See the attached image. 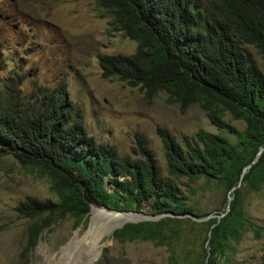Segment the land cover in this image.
Instances as JSON below:
<instances>
[{"label": "trees", "instance_id": "16d2710c", "mask_svg": "<svg viewBox=\"0 0 264 264\" xmlns=\"http://www.w3.org/2000/svg\"><path fill=\"white\" fill-rule=\"evenodd\" d=\"M93 1L110 16L108 29L135 43L129 55L99 56L101 76L137 87L146 100L161 92L166 103L181 111L197 104L209 123L234 142L203 129L176 140L156 128L163 148L162 175L140 136L137 148L123 156L95 142L77 119L63 84L22 92L19 76L6 77L0 86V157L11 156L37 170L56 196V202L27 197L17 204L15 210L31 221L26 249L55 217L70 216L78 225L87 222L90 206L135 212L147 208L149 215H165L125 223L110 237L120 243L159 242L170 223H201L210 232L205 264H228L227 243L239 239L243 224L251 227L242 214L239 190L230 192L227 212L225 196L221 217L194 222L179 217L198 214L185 203L177 181L222 185L226 194L243 181L253 189L264 185V0ZM250 49L259 54L260 63ZM224 112L243 121V129L224 121ZM44 212L47 215L41 216ZM102 213L92 220L87 239L92 234L102 238L121 220L109 216L108 226L97 228ZM201 251L199 264H204L205 246Z\"/></svg>", "mask_w": 264, "mask_h": 264}, {"label": "rangeland", "instance_id": "374dc122", "mask_svg": "<svg viewBox=\"0 0 264 264\" xmlns=\"http://www.w3.org/2000/svg\"><path fill=\"white\" fill-rule=\"evenodd\" d=\"M109 20L93 0H0V86L8 76L21 78L22 92L63 84L76 106L77 119L95 142L111 146L123 156L137 148L136 137L140 136L162 175H166L163 148L156 128L165 129L176 140L203 129L234 142L232 136L209 123L197 104L181 111L176 104L166 103L161 92L146 100L137 87L115 77L103 78L99 56L129 55L135 49L134 41L108 29ZM250 51L260 63L259 54ZM222 119L238 131L244 127L243 121L231 119L228 112ZM177 183L187 198L185 203L198 217L210 214L214 216L209 219H214L221 212L226 196L222 185L185 179ZM236 190L241 194L243 217L251 227L243 224L239 239L227 243L224 257L228 264H264V185L253 189L243 181ZM27 197L56 202L46 178L37 170L11 156L0 157V264H84L95 255L92 264L200 263L207 227L187 221L170 223L159 242L137 239L120 243L106 237L107 232L102 238L92 234L89 240L87 222L75 225L70 216L55 217L26 249L31 221L15 208ZM95 209L98 211L88 213L92 220L104 211L97 228L104 229L109 216H117ZM146 211L142 213H149Z\"/></svg>", "mask_w": 264, "mask_h": 264}, {"label": "water", "instance_id": "95a60500", "mask_svg": "<svg viewBox=\"0 0 264 264\" xmlns=\"http://www.w3.org/2000/svg\"><path fill=\"white\" fill-rule=\"evenodd\" d=\"M261 150H262V148H259V150L257 151V153H256V155H255V159H256V157L260 154V152H261ZM254 159V160H255ZM248 167V166H247ZM247 167H245V168H247ZM245 168H243L242 169V172H241V175L244 173V171H245ZM238 186V183L236 184V186H234V187H232L231 189H229V191L227 192V194H226V203H225V207H224V212H227V210H228V203H229V201L232 199V195H230V192L235 188V187H237ZM99 207V206H98ZM98 207H95V208H98ZM101 209H102V211L103 210H105L107 213H109V214H123V215H128L129 216V218L128 219H126V220H122V221H120V222H118L117 224H115V226L114 227H111L110 229H109V231L107 232V234H106V237H108L111 233H112V231L113 230H115V229H119L123 224H125V223H137V222H141V221H155V220H157L158 218H160V217H162V216H164L165 214H158V215H149V214H144V213H142V212H135V211H115V210H110V209H107V208H105L104 206H101L100 207ZM92 207L90 206L89 207V210H88V213H90L91 211H92ZM223 215V213L221 214V215H216V218L218 219L219 217H221ZM90 215H88V218H87V224H86V229L90 226V223H91V219H90V217H89ZM214 215H206V216H204V217H195L194 215H192V214H184V215H182V216H179V217H187V218H189V219H191L192 221H194V222H204V221H206L208 218H211V217H213ZM212 226H210V228H211ZM209 228V229H210ZM85 229V230H86ZM209 238H210V232H209V230L207 231V234H206V240H205V242H204V246H205V250H206V256H205V259H204V264L206 263V257H207V255H208V247H206V244H207V242H208V240H209ZM67 244H69V242L67 243ZM104 245V243L102 244V246ZM101 246V247H102ZM96 256L97 255H95V257L93 258V259H91V260H89L88 262H85L84 264H92V262L95 260V258H96Z\"/></svg>", "mask_w": 264, "mask_h": 264}, {"label": "bare ground", "instance_id": "6f19581e", "mask_svg": "<svg viewBox=\"0 0 264 264\" xmlns=\"http://www.w3.org/2000/svg\"><path fill=\"white\" fill-rule=\"evenodd\" d=\"M94 211H98L97 209H95V208H93L92 209V211L90 212V213H92V212H94ZM100 211H102V210H100ZM104 212V211H103ZM114 215H119V217L121 218V220L120 221H122V220H126V219H128L129 218V216L128 215H121V214H114ZM90 219L92 220V218H91V216H90ZM120 221H118V222H120ZM117 222V223H118ZM116 223V224H117ZM91 225H92V223H90V226L87 228V231H88V229L91 227Z\"/></svg>", "mask_w": 264, "mask_h": 264}]
</instances>
